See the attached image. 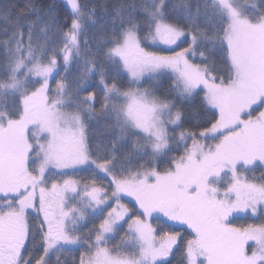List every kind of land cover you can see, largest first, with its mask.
<instances>
[{
	"label": "snow or ice",
	"instance_id": "obj_1",
	"mask_svg": "<svg viewBox=\"0 0 264 264\" xmlns=\"http://www.w3.org/2000/svg\"><path fill=\"white\" fill-rule=\"evenodd\" d=\"M174 260L264 264V0L0 4V264Z\"/></svg>",
	"mask_w": 264,
	"mask_h": 264
},
{
	"label": "trees",
	"instance_id": "obj_2",
	"mask_svg": "<svg viewBox=\"0 0 264 264\" xmlns=\"http://www.w3.org/2000/svg\"><path fill=\"white\" fill-rule=\"evenodd\" d=\"M11 2H12V0H0V4H7V3H11ZM171 2H178V0H171ZM167 83H168V81H165V86H167ZM197 103H198V101H197ZM161 166L163 167L164 165H161Z\"/></svg>",
	"mask_w": 264,
	"mask_h": 264
},
{
	"label": "rangeland",
	"instance_id": "obj_3",
	"mask_svg": "<svg viewBox=\"0 0 264 264\" xmlns=\"http://www.w3.org/2000/svg\"><path fill=\"white\" fill-rule=\"evenodd\" d=\"M202 95V94H201ZM257 175L259 174V171L257 170V173H256ZM242 223H248V222H252V221H249V220H244V219H242ZM256 222H259V221H256ZM127 227V225H125V228ZM117 239H119V236H117ZM173 264H176V261L174 260L173 261Z\"/></svg>",
	"mask_w": 264,
	"mask_h": 264
},
{
	"label": "flooded vegetation",
	"instance_id": "obj_4",
	"mask_svg": "<svg viewBox=\"0 0 264 264\" xmlns=\"http://www.w3.org/2000/svg\"><path fill=\"white\" fill-rule=\"evenodd\" d=\"M241 221H242V219L237 220L236 223L239 225V224H241Z\"/></svg>",
	"mask_w": 264,
	"mask_h": 264
}]
</instances>
